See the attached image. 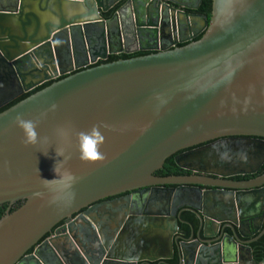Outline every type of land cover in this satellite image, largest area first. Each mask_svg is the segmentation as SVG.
<instances>
[{"label":"water","instance_id":"obj_1","mask_svg":"<svg viewBox=\"0 0 264 264\" xmlns=\"http://www.w3.org/2000/svg\"><path fill=\"white\" fill-rule=\"evenodd\" d=\"M118 1L0 0V75L16 83L15 75L22 93L53 80L0 111V205L20 202L0 217V264H264L250 246L264 238V172L231 179L264 163V0H211L208 21L181 9L200 0H126L105 18ZM182 27L193 40L178 46ZM145 38L150 46L139 50L150 53L88 66ZM17 114L37 122L39 143L24 142ZM93 126L104 159L82 161L76 134ZM224 138L229 144L178 156L183 168L195 154L210 157L213 176L155 174L176 152ZM56 163L74 177L70 187L45 181L56 178ZM173 185L228 196L187 205L195 222L145 210L109 219L103 234L87 212L65 219L120 193ZM80 221L96 229L97 248L80 246Z\"/></svg>","mask_w":264,"mask_h":264},{"label":"flooded vegetation","instance_id":"obj_2","mask_svg":"<svg viewBox=\"0 0 264 264\" xmlns=\"http://www.w3.org/2000/svg\"><path fill=\"white\" fill-rule=\"evenodd\" d=\"M126 0H120L118 1L114 6H112L107 12L111 11L114 7L115 10L112 12V14L119 9L123 3ZM201 1H199L198 4V8L201 4ZM197 0H195V4H196ZM182 10H184L185 12L188 13H193V14H200L202 16H204L201 13H198V9L196 10H187L184 8H181ZM104 13V17L105 18H109L106 17ZM121 13L122 15V20L124 22V25L126 26V28L128 29L129 27V20L131 19V14H130V10L129 9H125L122 10ZM112 14L110 15V17L112 16ZM180 25L184 24V18L180 17ZM207 19V18H206ZM209 20V19H208ZM207 20V21H208ZM187 23V22H186ZM187 26V24L185 25ZM192 30L195 32V40L198 39L201 34H202V29H203V22L201 20V18H193V21L191 23V27ZM188 29V28H187ZM186 29V30H187ZM181 32L176 29V38L177 41H179L177 43L178 46L186 44L187 42L193 40L190 39L189 40V31L187 32L183 27L181 28ZM180 39V40H179ZM187 39V40H185ZM183 40V41H182ZM128 45L127 50H129L130 52L128 53H119V54H115V55H132L138 52H147L150 53L151 51H141L139 49H141L143 46H141V44L138 42L137 44H133L132 40H129L126 42ZM139 44V45H138ZM150 46V45H147ZM138 49L136 52H133L132 50L134 49ZM65 49V48H64ZM132 51V52H131ZM111 55H108V57ZM108 59V58H107ZM106 59V60H107ZM105 60V61H106ZM102 60H97L95 63L97 62H105ZM93 64H89L93 65ZM76 71V70H74ZM4 73V72H3ZM16 78V83L13 82V80L11 79L10 73L9 76L6 73L5 77L0 75V109L4 106H6L8 103H10L11 101H13L14 99H16L17 97H19L20 95H22V90L21 88L18 86V82H17V77L15 75H12ZM58 77H61V75H59ZM57 77V78H58ZM56 78V79H57ZM34 89V88H33ZM228 138H224V139H217L214 141H209L203 144H199L197 146L191 147V148H187V149H183L180 150L178 152H176L175 154H173L172 156H170L172 158V163L170 162L169 164H167L166 166H163L157 170L155 172L156 175L157 172L161 171L162 172V176H188V175H197V176H207V177H211L213 175H211L210 173H208L209 171H216L218 170L217 168H215L213 166V161L212 159H210V157L208 156H203V154L201 156H196L195 154V162L193 163H188V162H182V164L187 167V168H183L180 167L177 164V161H180V155L189 152L191 150L195 149V152L197 150L202 149V152H208L209 150H213L216 149L217 147L221 146V145H226L229 144V142L227 141H223V140H227ZM237 139L240 141L241 139H243L242 137H237ZM204 149V150H203ZM179 156V157H178ZM177 158V159H176ZM264 163L259 167V169L257 170V172H255L254 174H242V175H234L231 177L232 180L235 181H245V180H249L252 178L257 177L258 175L262 174L260 173V170L262 169ZM193 168L192 170L189 168ZM161 176V175H160ZM178 187L173 185V186H165L164 189L162 190H151L150 192L148 191L147 196L144 195V193L142 192H138L137 191H127L124 193H120L102 200H99L91 205H89L87 208H83L81 210H79L78 212H76L75 214H73L71 217L65 218V219H86L85 218V212H87V214L90 216L91 219H96L97 225L100 228V230L103 232V234H108L107 232V227L109 226L106 221H108L109 219H133V216H137L138 214L143 213L145 210L146 211H155V210H161V211H165L167 213H169L170 215L175 214L176 217H180V219H193V222H195L196 216L187 210V205H197L198 202H200L202 197H205L207 199H211L214 196L215 197H223V196H228L223 192V195H221L220 193H217L215 191V188H211V187H203V186H195V187H191V188H184V189H177ZM149 195V196H148ZM151 196H152V200H154L155 198L160 200V206L157 205L158 202H154L151 200ZM150 197L149 200V204L147 205V198ZM159 197V198H158ZM15 204V203H14ZM8 206V208L13 207V205ZM151 204V205H150ZM156 204V205H154ZM166 204V205H164ZM6 204H1L0 208L3 207ZM179 219V218H178ZM66 220L61 221L59 223V226L62 224H65ZM81 227L80 229V233L82 235L79 238L77 236V240L80 243V246L83 247V250H92L97 248L98 243H99V236L97 238L96 236V229L93 228H89V226H87L83 221H80V225ZM92 230V231H91ZM258 234V232L256 234H254L252 237L247 238L252 239L254 238L256 235ZM51 235V233L46 234L45 238H48ZM95 239H97V242L95 241ZM42 241V240H41ZM253 243V242H252ZM251 243V244H252ZM250 244V246H251ZM32 253V249L29 250L28 254ZM165 255L168 254V252H164ZM170 262H176V256H174V258L172 260H170Z\"/></svg>","mask_w":264,"mask_h":264},{"label":"clouds","instance_id":"obj_3","mask_svg":"<svg viewBox=\"0 0 264 264\" xmlns=\"http://www.w3.org/2000/svg\"><path fill=\"white\" fill-rule=\"evenodd\" d=\"M14 119L16 126L20 128L23 133L24 142L26 144L36 145L40 142L41 138L38 136V133L36 131L37 122L35 120L25 119L20 114H17ZM58 132L60 135L66 134V131L64 129H59ZM76 139L80 159L82 161L95 162L104 159L103 153H101L99 150V147L102 144L104 137L96 126H93L88 131L78 132L76 134ZM55 151L57 156H62V152H58L56 148ZM54 172L56 174V178L45 181H48L50 183L63 181L66 182L65 187L71 186V183L74 181V177L70 172L65 170L63 173H60L57 167V163L54 167Z\"/></svg>","mask_w":264,"mask_h":264},{"label":"trees","instance_id":"obj_4","mask_svg":"<svg viewBox=\"0 0 264 264\" xmlns=\"http://www.w3.org/2000/svg\"><path fill=\"white\" fill-rule=\"evenodd\" d=\"M211 3H212L211 0H202L201 4H200V6H199V8L197 10L198 13L203 14L207 18V20L209 19L210 13H211ZM115 8L116 7H114L111 11L107 12L105 14V16L106 17H110V15L115 10ZM144 54H147V52H138V53H135V54H132V55H123V54L122 55H111V56L108 57V59L105 62L114 61V60H117V59H120V58H123V59L130 58V57H133V56H139V55H144ZM98 64H100V62H97L96 64H93V65H90L89 67L95 66V65H98ZM62 77H64V76L58 77L57 79H60ZM52 81L53 80L44 82L43 84L35 87L34 89L23 93L22 95H20L19 97H17L16 99L11 101L10 103H8L6 106L2 107L0 109V111L6 109L7 107L11 106L12 104L18 102L19 100L27 97L28 95L32 94L33 92L44 88L45 86L49 85ZM170 162L172 163V158L171 157H169V158H167L165 160L164 166H166ZM263 172H264V165H263L262 169L260 170V173H263ZM157 174L161 175V176L163 175L161 171L157 172ZM19 205H20V202L15 203L13 205V207L9 208V211H12V210L16 209ZM7 208H8L7 204L0 208V217H2L6 213ZM189 220L193 221V219H189ZM251 247H252L254 259L257 260V261H260L261 258L263 257V254H264V238L261 237L257 241L253 242L251 244Z\"/></svg>","mask_w":264,"mask_h":264},{"label":"crops","instance_id":"obj_5","mask_svg":"<svg viewBox=\"0 0 264 264\" xmlns=\"http://www.w3.org/2000/svg\"><path fill=\"white\" fill-rule=\"evenodd\" d=\"M147 40H149V39H148V38H147V39L145 38V39L141 42V43H142L141 46H143V48H147V47H148V46H147V45H148ZM160 239H161V236H160ZM157 248H158V247H157ZM157 252H158V253H156L157 255H159V254H161V253H164V251H161L160 248H158ZM148 255H151V253H149ZM33 264H34V263H33Z\"/></svg>","mask_w":264,"mask_h":264}]
</instances>
